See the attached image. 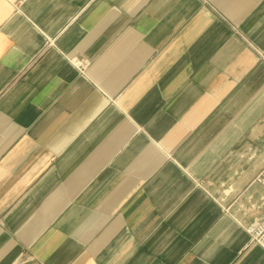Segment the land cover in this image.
I'll list each match as a JSON object with an SVG mask.
<instances>
[{
	"label": "crops",
	"instance_id": "obj_1",
	"mask_svg": "<svg viewBox=\"0 0 264 264\" xmlns=\"http://www.w3.org/2000/svg\"><path fill=\"white\" fill-rule=\"evenodd\" d=\"M258 51L264 0H0V264H264Z\"/></svg>",
	"mask_w": 264,
	"mask_h": 264
},
{
	"label": "built area",
	"instance_id": "obj_2",
	"mask_svg": "<svg viewBox=\"0 0 264 264\" xmlns=\"http://www.w3.org/2000/svg\"><path fill=\"white\" fill-rule=\"evenodd\" d=\"M234 30L237 31V29L234 27ZM262 60L264 61V52H259ZM77 67L80 69V71H85L88 67L87 64L83 62H76ZM258 181L264 185V171L259 176ZM249 232L251 235V243L259 245L264 249V217L257 221L253 226L249 228Z\"/></svg>",
	"mask_w": 264,
	"mask_h": 264
},
{
	"label": "rangeland",
	"instance_id": "obj_3",
	"mask_svg": "<svg viewBox=\"0 0 264 264\" xmlns=\"http://www.w3.org/2000/svg\"><path fill=\"white\" fill-rule=\"evenodd\" d=\"M263 171H264V168L260 171V173L258 174V176L256 177V180L258 181V179H259V176L263 173ZM231 183L232 182H229V184L228 183H226V182H224V187L222 188V191H230V194L229 195H225V194H223V196L224 197H226V199H228V201L230 202L229 204H232V206H234V205H240L241 204V202H240V200H241V195H238V197H235V198H233L234 197V194H233V185H231ZM232 190H231V189ZM227 194V193H226ZM233 200V201H232ZM232 201V202H231Z\"/></svg>",
	"mask_w": 264,
	"mask_h": 264
}]
</instances>
